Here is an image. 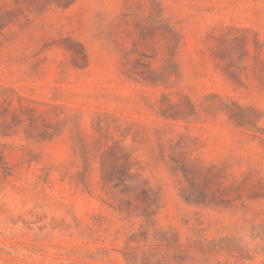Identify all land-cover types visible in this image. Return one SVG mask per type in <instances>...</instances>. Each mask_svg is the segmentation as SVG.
Instances as JSON below:
<instances>
[{
  "label": "rangeland",
  "instance_id": "374dc122",
  "mask_svg": "<svg viewBox=\"0 0 264 264\" xmlns=\"http://www.w3.org/2000/svg\"><path fill=\"white\" fill-rule=\"evenodd\" d=\"M0 264H264V0H0Z\"/></svg>",
  "mask_w": 264,
  "mask_h": 264
}]
</instances>
